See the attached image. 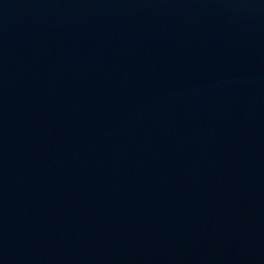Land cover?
Returning <instances> with one entry per match:
<instances>
[{
    "label": "water",
    "instance_id": "water-1",
    "mask_svg": "<svg viewBox=\"0 0 264 264\" xmlns=\"http://www.w3.org/2000/svg\"><path fill=\"white\" fill-rule=\"evenodd\" d=\"M0 264H264V0H0Z\"/></svg>",
    "mask_w": 264,
    "mask_h": 264
}]
</instances>
